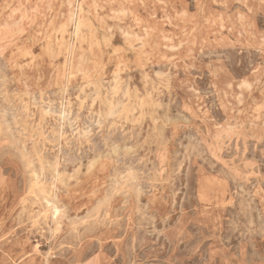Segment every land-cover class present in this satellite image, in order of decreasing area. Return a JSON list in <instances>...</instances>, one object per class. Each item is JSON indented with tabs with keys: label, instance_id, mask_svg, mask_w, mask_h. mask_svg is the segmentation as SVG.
<instances>
[{
	"label": "rangeland",
	"instance_id": "rangeland-1",
	"mask_svg": "<svg viewBox=\"0 0 264 264\" xmlns=\"http://www.w3.org/2000/svg\"><path fill=\"white\" fill-rule=\"evenodd\" d=\"M0 264H264V0H0Z\"/></svg>",
	"mask_w": 264,
	"mask_h": 264
},
{
	"label": "bare ground",
	"instance_id": "bare-ground-1",
	"mask_svg": "<svg viewBox=\"0 0 264 264\" xmlns=\"http://www.w3.org/2000/svg\"><path fill=\"white\" fill-rule=\"evenodd\" d=\"M117 11H118V10H117ZM119 15H120V14H119ZM121 18H122V17H121ZM44 30H45V29H44ZM50 59H51V58H50ZM50 59H49V60H50ZM143 61H144V60H143ZM160 68H161V67H160ZM55 119H56V118H55ZM81 127H82V126H81ZM102 168H103V167H102ZM58 193H59V192H58Z\"/></svg>",
	"mask_w": 264,
	"mask_h": 264
}]
</instances>
